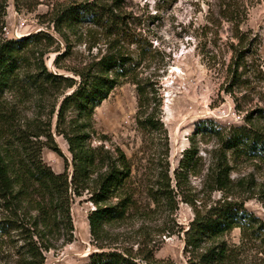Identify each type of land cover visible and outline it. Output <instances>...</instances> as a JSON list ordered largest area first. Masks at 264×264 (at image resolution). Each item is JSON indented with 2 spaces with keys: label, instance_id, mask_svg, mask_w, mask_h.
I'll return each instance as SVG.
<instances>
[{
  "label": "trees",
  "instance_id": "obj_1",
  "mask_svg": "<svg viewBox=\"0 0 264 264\" xmlns=\"http://www.w3.org/2000/svg\"><path fill=\"white\" fill-rule=\"evenodd\" d=\"M8 1L0 0V205L5 211L0 218V248L16 231L24 242L17 251L20 264H45V252L58 243L66 245L74 240L72 203L89 195L95 206L88 215L90 233L99 250L89 255L88 264H159L154 255L137 257L140 254L105 243L107 226L127 219L138 208L131 182L132 159L121 145L109 143L105 134L98 137L99 144L91 141L96 133L92 125L95 108L138 66L130 50L123 46L137 41L127 31L128 19L122 17L121 21L117 13L122 0L71 1L55 5L49 13L54 31L64 39L65 30H75L86 23L102 27L110 38L102 57L81 70H73L75 76L51 71L44 60L46 51L34 49L47 40L55 41L50 32L40 30L21 38L4 36ZM221 2L225 5L223 18L234 26L238 41L230 64L234 86L239 84L241 59L249 52L240 29L247 2ZM15 4L29 7L23 0H15ZM57 59L54 63L63 68ZM135 83L138 127L158 142L157 173L146 185L148 196L158 207L164 204L177 208L179 199L192 207L194 216L185 233L188 264L228 263L234 251L223 239L227 233L240 228L243 236L264 239V221L236 197L237 191L247 185L232 179L230 161L231 157L264 161V132L255 128L250 118L247 123L226 127L211 119L203 121L172 173L168 131L153 84ZM53 98L49 118L44 120V111ZM28 104L35 105L32 116L24 113ZM54 115L57 132L68 143L70 162L52 135ZM200 133L218 139V147L203 166L197 140ZM44 147L63 157V172H56L43 160ZM202 172L204 183L198 189L191 178ZM214 191H220L221 197L213 200Z\"/></svg>",
  "mask_w": 264,
  "mask_h": 264
},
{
  "label": "rangeland",
  "instance_id": "obj_2",
  "mask_svg": "<svg viewBox=\"0 0 264 264\" xmlns=\"http://www.w3.org/2000/svg\"><path fill=\"white\" fill-rule=\"evenodd\" d=\"M71 1L82 0H23L29 7L26 4L18 7L15 0H9L4 36L21 38L40 30L50 32L55 41L47 40L38 47L33 46L34 49L46 51L44 60L51 71L75 76L73 70H81L102 57L110 38L102 27L87 23L75 30H65V39L57 34L49 13L55 5ZM242 1L247 2V10L240 29L249 52L244 50L245 56L237 73L239 84L234 86H231L230 64L238 41L234 26L223 18L225 5L221 0H122L117 9L121 21L122 17L128 19L127 31L137 41L123 46L130 50L138 66L95 108L92 125L96 133L91 141L97 145L98 137L105 134L109 143L121 145L132 159L131 182L138 208L127 219L107 226L109 235L105 243L108 245L140 254L137 257L154 255L159 264L189 263L185 233L194 216L192 207L180 199L177 208L171 209L164 204L158 207L146 192V185L157 173L158 142L138 127L136 81L152 83L157 102L161 104V119L169 137L168 161L172 173L189 147L190 137L203 121L211 119L226 127L247 123L246 119L250 118L255 128L264 132V0ZM240 10L243 16V5ZM56 58L63 68L56 66ZM53 101L54 98L44 111V120L49 118ZM35 111V105L28 104L24 113L32 116ZM52 124L54 140L70 162L68 143L56 129V115ZM197 140L202 158L200 164L207 165L213 150L218 147V139L200 133ZM42 158L56 172L65 170L63 157L52 149L44 147ZM230 161L232 179L247 185L246 189L237 191V199L264 221V161L246 157H231ZM204 175L202 172L192 176L196 188L202 187ZM221 194L214 191L212 199L220 198ZM94 208L89 195L76 198L71 209L74 240L66 245L58 243L56 248L45 252V264H88L89 255L99 250L88 221L89 212ZM4 213L0 205V218ZM17 234L12 232L0 248V264H20L17 251L24 242ZM223 239L234 251L226 264H264L263 238L243 236L241 229L235 228Z\"/></svg>",
  "mask_w": 264,
  "mask_h": 264
}]
</instances>
